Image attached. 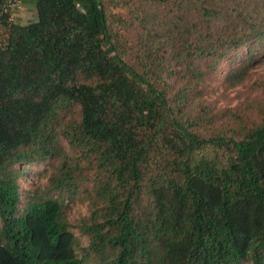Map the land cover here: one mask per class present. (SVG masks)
Returning <instances> with one entry per match:
<instances>
[{
    "label": "trees",
    "instance_id": "1",
    "mask_svg": "<svg viewBox=\"0 0 264 264\" xmlns=\"http://www.w3.org/2000/svg\"><path fill=\"white\" fill-rule=\"evenodd\" d=\"M28 1L35 21L0 14V264H264V97L216 126L196 88L248 45L243 79L264 0ZM48 159L44 195L22 190Z\"/></svg>",
    "mask_w": 264,
    "mask_h": 264
},
{
    "label": "rangeland",
    "instance_id": "2",
    "mask_svg": "<svg viewBox=\"0 0 264 264\" xmlns=\"http://www.w3.org/2000/svg\"><path fill=\"white\" fill-rule=\"evenodd\" d=\"M121 13L124 15L125 11ZM36 18V10L32 3L28 0H15L8 21L27 24L35 21ZM0 27L1 31L5 32V26ZM128 35L131 37L130 33ZM247 46L238 51H233L223 58L217 68L208 72L205 80L200 81L196 87L198 100L207 103L212 112L217 115L216 126L223 125L226 118L232 116L233 112L237 110L244 111L251 119H256V113L264 97V47L259 46L254 50L252 62L240 82L231 84L226 78V74L231 69L241 64L242 52L246 50ZM197 62L204 66L202 61ZM62 143L68 149L66 141H62ZM54 163L55 159H48L44 162L24 165L23 174L19 179L21 189L27 190L30 195L37 194L42 197L46 191L45 187L48 184ZM80 191L71 198H64L62 216L71 225L78 223L90 213V201L86 193L82 189ZM80 238L81 245L86 246L87 238L85 236H80ZM85 264L93 263L90 261Z\"/></svg>",
    "mask_w": 264,
    "mask_h": 264
},
{
    "label": "built area",
    "instance_id": "3",
    "mask_svg": "<svg viewBox=\"0 0 264 264\" xmlns=\"http://www.w3.org/2000/svg\"><path fill=\"white\" fill-rule=\"evenodd\" d=\"M14 2H15V1H8V2H6V3L3 5V7H2V9H1V11H0V14H2V13H6V12H8L9 10L11 11L12 8H13V6H14ZM0 26L3 27V24H2V22H1V20H0ZM0 28H1V27H0ZM0 31H1V29H0Z\"/></svg>",
    "mask_w": 264,
    "mask_h": 264
}]
</instances>
